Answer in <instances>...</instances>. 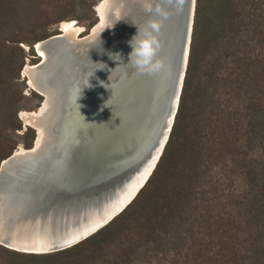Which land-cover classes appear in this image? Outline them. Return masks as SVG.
<instances>
[{"label": "trees", "instance_id": "trees-1", "mask_svg": "<svg viewBox=\"0 0 264 264\" xmlns=\"http://www.w3.org/2000/svg\"><path fill=\"white\" fill-rule=\"evenodd\" d=\"M74 8L73 0H0V168L21 141L26 60ZM36 131L23 134L28 150ZM0 264H264V0L196 1L175 122L130 205L63 251L0 244Z\"/></svg>", "mask_w": 264, "mask_h": 264}, {"label": "water", "instance_id": "water-1", "mask_svg": "<svg viewBox=\"0 0 264 264\" xmlns=\"http://www.w3.org/2000/svg\"><path fill=\"white\" fill-rule=\"evenodd\" d=\"M119 1L133 6L132 0ZM196 1L168 6L170 15L160 34V56L165 61L162 73L139 74L130 66H121L129 62V41L139 27L149 19L161 18L146 14L142 5L135 4L140 10L132 13L125 8L119 15L112 13L111 28L79 45L75 55L80 70L72 73L75 89L68 90L60 102L62 109L51 126L48 150L56 155L50 158L49 154L47 159L52 171L37 187L32 175L26 190L18 185V192L4 194L2 207L7 217L1 226V245L29 254L66 250L104 228L135 199L155 170L175 122ZM117 54L121 59L114 57ZM137 181L136 192L115 204ZM28 189L37 191L33 194ZM26 227L42 231L47 227L55 235L42 239L45 244L14 235L16 228Z\"/></svg>", "mask_w": 264, "mask_h": 264}, {"label": "bare ground", "instance_id": "bare-ground-1", "mask_svg": "<svg viewBox=\"0 0 264 264\" xmlns=\"http://www.w3.org/2000/svg\"><path fill=\"white\" fill-rule=\"evenodd\" d=\"M132 2L133 6L126 7L125 4L121 3L119 0H102L96 8L99 22L93 27L89 36L81 39L80 35L84 30L79 27L75 21L63 22L61 25V34L55 35L36 45L37 54L41 61L43 59L44 61H40L35 66H31L30 64L26 65L23 71L24 76L29 79L30 87L42 95L44 101L39 110L36 112L23 111L20 113V118L26 126H32L37 130L38 137L33 149L17 150L13 156L3 162L0 168L1 233H3V228L1 229V226L4 217H7L5 209L2 207L5 200L4 194L18 192V185L25 186L24 189L26 190L28 188L27 185L30 183L29 180H33V178H31L32 175L36 176L35 187H37L39 182L48 180L50 171H52L51 162L49 163L47 159V156L50 154L48 149L53 135L51 126L62 109V107H60L63 102L62 99L67 97L69 94L68 90L72 92L75 89L76 75H74V77L72 73L74 71L79 72L80 70L75 55L76 52H78L77 49L79 45L84 44L86 40L99 36L102 32L111 28L112 22L110 17L112 13L119 15L123 8L129 11V13H132L134 9L140 10L135 5L139 4L140 6V0H132ZM135 14L134 12L133 15ZM78 86H82V84L79 83ZM51 156L54 157L53 153L50 154L49 157L51 158ZM53 159L55 160V158ZM146 175L147 171L140 176L144 178ZM141 177H139V179ZM138 181L136 183L134 182L129 187L128 191L116 200L115 204L124 201L127 197L136 192L135 190H137L139 184ZM33 190L34 189H31V191L29 190L30 193H33ZM36 191H34V193H36ZM107 207L105 209H107ZM30 228L32 227H26L25 229L16 228L14 235L21 237V234H23V236L27 237L24 241L47 240L51 235H55V233L47 227L44 228V231H42L40 227L39 230ZM56 234H58V232H56ZM45 240H42V242Z\"/></svg>", "mask_w": 264, "mask_h": 264}, {"label": "clouds", "instance_id": "clouds-1", "mask_svg": "<svg viewBox=\"0 0 264 264\" xmlns=\"http://www.w3.org/2000/svg\"><path fill=\"white\" fill-rule=\"evenodd\" d=\"M140 3L146 14L156 13L161 18L149 19L143 27H139L138 34L129 41L132 48L129 62L121 66H130L139 74H159L165 70V61L160 56L163 48L160 38L163 21L170 15L168 6L181 4L182 0H140ZM114 57L121 59L119 54Z\"/></svg>", "mask_w": 264, "mask_h": 264}, {"label": "rangeland", "instance_id": "rangeland-1", "mask_svg": "<svg viewBox=\"0 0 264 264\" xmlns=\"http://www.w3.org/2000/svg\"><path fill=\"white\" fill-rule=\"evenodd\" d=\"M73 2L75 5V8H74L72 14L70 15L69 19H67L65 21L66 22L75 21L77 23V25L79 27L83 28V30H84L83 33L80 35V37H87L88 35H90L91 30L93 29V27L89 28L92 21L94 19H97V23L99 22V17H98V13L96 11V8L102 2V0H73ZM61 25H62V22L59 24L50 26L48 28L49 33H58L57 35L61 34L62 33L60 31ZM25 48H26V52L30 51L29 47H25ZM34 52H35V56H30L29 58H27L26 65L30 64L31 66H35V65H37V63L40 62V57L37 54L35 48H34ZM26 65H25V67H26ZM18 82H19L18 86L23 90V94L25 96V100L22 102V109L20 110V112L21 111L22 112L23 111L24 112H36L37 110H39V108L42 106V103L44 101V97H42L39 93H37L34 89H32L30 87L29 79L24 76V71H22L21 79ZM33 93L39 97L35 96ZM20 112L18 114V117L20 116ZM19 119H20V117H19ZM22 126H23V130L16 132L17 137L19 136L18 138L21 141H20L19 145L17 146V148L14 152H16L19 149L28 150L24 147L23 140L25 141V139H22V138L24 137L23 136L24 132L29 127H31V128H33V127L32 126H26L23 122H22ZM36 133H37V131H36ZM18 138H16V139H18Z\"/></svg>", "mask_w": 264, "mask_h": 264}, {"label": "snow or ice", "instance_id": "snow-or-ice-1", "mask_svg": "<svg viewBox=\"0 0 264 264\" xmlns=\"http://www.w3.org/2000/svg\"><path fill=\"white\" fill-rule=\"evenodd\" d=\"M97 226H100V225H97ZM75 239H79V237H75Z\"/></svg>", "mask_w": 264, "mask_h": 264}]
</instances>
